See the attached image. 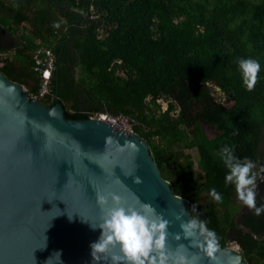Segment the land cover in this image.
Wrapping results in <instances>:
<instances>
[{
  "label": "trees",
  "instance_id": "trees-1",
  "mask_svg": "<svg viewBox=\"0 0 264 264\" xmlns=\"http://www.w3.org/2000/svg\"><path fill=\"white\" fill-rule=\"evenodd\" d=\"M40 47L52 50L54 67L39 101L61 103L72 119L133 118L191 218L206 220L220 247L235 243L247 264H264V212L238 211L217 156L232 146L256 164V203L264 205V0H0V71L29 93L39 87ZM238 58L261 64L251 92ZM192 148L194 159L184 151ZM213 187L222 203L209 195Z\"/></svg>",
  "mask_w": 264,
  "mask_h": 264
},
{
  "label": "water",
  "instance_id": "water-1",
  "mask_svg": "<svg viewBox=\"0 0 264 264\" xmlns=\"http://www.w3.org/2000/svg\"><path fill=\"white\" fill-rule=\"evenodd\" d=\"M97 190L152 204L171 221L170 233L191 218L189 201L173 193L143 137L94 116L67 118L61 103L39 101L0 71V264H92ZM181 244L197 264H247L231 246L211 260L183 236H169L171 248Z\"/></svg>",
  "mask_w": 264,
  "mask_h": 264
},
{
  "label": "clouds",
  "instance_id": "clouds-1",
  "mask_svg": "<svg viewBox=\"0 0 264 264\" xmlns=\"http://www.w3.org/2000/svg\"><path fill=\"white\" fill-rule=\"evenodd\" d=\"M236 63L245 89L253 91L261 64L253 58H238ZM217 156L228 169L225 186L234 185L238 199L255 215L264 212V205L258 207L256 203V164L246 157L240 159L235 156L232 146L223 147ZM261 172H264V167ZM134 182L139 184L142 181L136 177ZM209 195L217 204L223 202L222 193L217 192L215 187L210 189ZM96 203L100 207V221L90 223V226L93 230L99 228L100 235L97 241L90 244L92 264H197L199 256L190 257L188 248L183 244L171 248L169 236L176 240L183 236L192 247H199L211 260L216 259L215 253L219 248L216 233L207 227L206 220L196 217L181 220L185 214L183 207L181 213L175 216V219L181 220V232L170 233L171 221L150 203L139 199L130 203L121 194L101 190L96 191ZM56 253L60 258V253Z\"/></svg>",
  "mask_w": 264,
  "mask_h": 264
},
{
  "label": "built area",
  "instance_id": "built-area-1",
  "mask_svg": "<svg viewBox=\"0 0 264 264\" xmlns=\"http://www.w3.org/2000/svg\"><path fill=\"white\" fill-rule=\"evenodd\" d=\"M6 56L5 52L0 51V59ZM34 66L33 69L39 75V87L36 92H31L33 96L40 99L45 96L49 92V84H50V77L54 67V56L53 52L48 47H40L38 48L34 54ZM26 90V89H25ZM27 91V90H26ZM28 92V91H27ZM159 101V99H158ZM163 110L166 109V104L162 107ZM94 117L101 118L107 121H111L120 125H123L131 132V124L134 122L133 118L126 117V116H111L106 113H98Z\"/></svg>",
  "mask_w": 264,
  "mask_h": 264
},
{
  "label": "rangeland",
  "instance_id": "rangeland-1",
  "mask_svg": "<svg viewBox=\"0 0 264 264\" xmlns=\"http://www.w3.org/2000/svg\"><path fill=\"white\" fill-rule=\"evenodd\" d=\"M21 27H22V25H20ZM214 95L217 97V98H219L222 102H224V104L226 105V106H229L230 104H231V101L229 102H226L224 99H223V97H222V93H221V91H219V89L218 88H214ZM224 100V101H223ZM159 101L161 102V106L162 107H164L165 106V102L163 101V100H161V99H159ZM204 127V131H205V134L207 135V137L208 138H211V137H213L214 135H215V133H216V131H215V129L213 128V127H210V126H206V125H204L203 126ZM184 151H189V152H191V155H192V158L194 159L195 158V149L194 148H192V149H185ZM194 169H195V171H199L198 170V167L196 166V165H194ZM234 202L236 203V205H237V209H238V211L240 212L242 209H243V204H242V202L238 199V197H235V199H234ZM228 246H231V247H233V248H236V249H238L239 251H240V248H239V246H237V244H235V243H230Z\"/></svg>",
  "mask_w": 264,
  "mask_h": 264
}]
</instances>
